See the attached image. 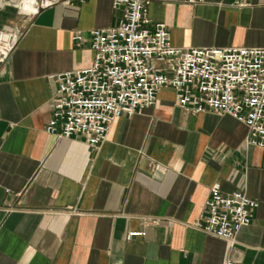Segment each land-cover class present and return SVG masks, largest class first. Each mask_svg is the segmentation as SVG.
I'll return each instance as SVG.
<instances>
[{
	"label": "crops",
	"instance_id": "0c3cea01",
	"mask_svg": "<svg viewBox=\"0 0 264 264\" xmlns=\"http://www.w3.org/2000/svg\"><path fill=\"white\" fill-rule=\"evenodd\" d=\"M18 2L0 8V29L21 33L0 65V264H264V148L245 144L246 126L162 87L97 150L48 133L52 77L90 67V31L123 7L59 0L30 15ZM148 16L174 46H264L263 0H149ZM215 183L258 202L232 243L194 226Z\"/></svg>",
	"mask_w": 264,
	"mask_h": 264
},
{
	"label": "built area",
	"instance_id": "2783aa9c",
	"mask_svg": "<svg viewBox=\"0 0 264 264\" xmlns=\"http://www.w3.org/2000/svg\"><path fill=\"white\" fill-rule=\"evenodd\" d=\"M11 1L0 0V8ZM58 1L19 0L18 8L21 11L20 4L26 3V12L35 15ZM249 1L234 3L248 6ZM113 5L123 7L118 25L90 31L93 64L52 77L56 88L48 133L83 137L97 150L115 119L153 104L159 89L171 87L179 107L230 115L246 126L247 146L264 148V46H174L166 25L149 18V0H113ZM20 36L19 31L0 29V65ZM73 39L81 40V33ZM257 206L244 192L224 193L215 183L194 226L232 243L236 233L251 224ZM143 234L132 231L127 238ZM226 264L238 261L229 257Z\"/></svg>",
	"mask_w": 264,
	"mask_h": 264
},
{
	"label": "bare ground",
	"instance_id": "6f19581e",
	"mask_svg": "<svg viewBox=\"0 0 264 264\" xmlns=\"http://www.w3.org/2000/svg\"><path fill=\"white\" fill-rule=\"evenodd\" d=\"M20 7L25 11L28 10V5L26 3L20 4Z\"/></svg>",
	"mask_w": 264,
	"mask_h": 264
}]
</instances>
